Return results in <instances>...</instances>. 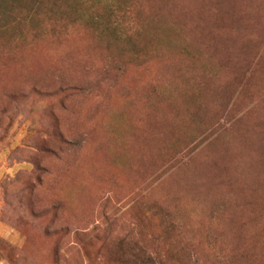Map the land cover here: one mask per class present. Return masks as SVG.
<instances>
[{
	"label": "rangeland",
	"instance_id": "obj_1",
	"mask_svg": "<svg viewBox=\"0 0 264 264\" xmlns=\"http://www.w3.org/2000/svg\"><path fill=\"white\" fill-rule=\"evenodd\" d=\"M117 2L0 3V264H264V0Z\"/></svg>",
	"mask_w": 264,
	"mask_h": 264
},
{
	"label": "trees",
	"instance_id": "obj_2",
	"mask_svg": "<svg viewBox=\"0 0 264 264\" xmlns=\"http://www.w3.org/2000/svg\"><path fill=\"white\" fill-rule=\"evenodd\" d=\"M3 0H0V3ZM41 1V0H38ZM80 1V2H79ZM92 0H53V4L51 6V9L49 10V13L52 14L54 11L57 10L58 13H66L69 16H72L75 18L73 22L77 20H86L89 22L93 27L100 29L101 31H105V29H109V26H103L98 23V20L92 11V7L83 8L82 5L87 6ZM95 3L101 4L104 9L109 10L110 17H116V4H118V0H94ZM36 5H38V2H36ZM47 8V7H46ZM115 8V9H114ZM34 9L31 10L33 13ZM48 14V13H46ZM37 15V14H35ZM34 15V17H35ZM116 24V23H114ZM116 27V26H115ZM141 256L144 259V264H166L164 261H162L160 258V261H157L149 257L147 255L146 250L141 248L140 250ZM154 260V262H153Z\"/></svg>",
	"mask_w": 264,
	"mask_h": 264
}]
</instances>
